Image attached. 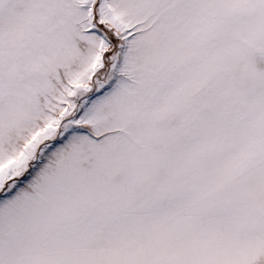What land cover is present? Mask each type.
Masks as SVG:
<instances>
[{
    "label": "snow or ice",
    "instance_id": "snow-or-ice-1",
    "mask_svg": "<svg viewBox=\"0 0 264 264\" xmlns=\"http://www.w3.org/2000/svg\"><path fill=\"white\" fill-rule=\"evenodd\" d=\"M0 264H264V0H0Z\"/></svg>",
    "mask_w": 264,
    "mask_h": 264
}]
</instances>
